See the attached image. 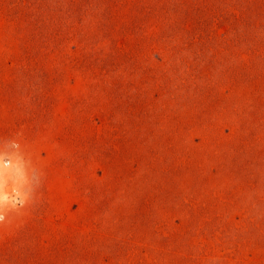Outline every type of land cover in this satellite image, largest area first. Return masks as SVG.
<instances>
[{
	"label": "rangeland",
	"instance_id": "374dc122",
	"mask_svg": "<svg viewBox=\"0 0 264 264\" xmlns=\"http://www.w3.org/2000/svg\"><path fill=\"white\" fill-rule=\"evenodd\" d=\"M17 191L0 264H264V0H0Z\"/></svg>",
	"mask_w": 264,
	"mask_h": 264
},
{
	"label": "clouds",
	"instance_id": "9594fccd",
	"mask_svg": "<svg viewBox=\"0 0 264 264\" xmlns=\"http://www.w3.org/2000/svg\"><path fill=\"white\" fill-rule=\"evenodd\" d=\"M5 168H7V166H5ZM13 199L17 200L18 203L12 204L9 200L8 195L4 193L3 205L0 206V227L11 223V220L9 218L10 213L15 212L17 215H20L22 214L20 210L28 204V196L22 191L15 192ZM6 203L10 205L7 212H5Z\"/></svg>",
	"mask_w": 264,
	"mask_h": 264
}]
</instances>
